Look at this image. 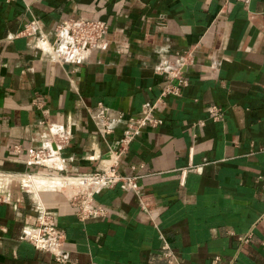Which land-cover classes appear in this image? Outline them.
<instances>
[{
    "label": "crops",
    "instance_id": "1",
    "mask_svg": "<svg viewBox=\"0 0 264 264\" xmlns=\"http://www.w3.org/2000/svg\"><path fill=\"white\" fill-rule=\"evenodd\" d=\"M68 18L104 21L106 46L60 63L19 34L35 21L51 37ZM180 64L186 85L160 70ZM168 84L179 94L162 96ZM159 98L162 124L119 158L135 188H101L104 214L81 220L51 181L107 165L124 121L102 137L101 109L127 119ZM61 131L58 156L27 162V148L56 149ZM25 173L37 188L21 185ZM263 177L264 0H0V264H167L164 241L180 264H264ZM41 206L65 262L23 237Z\"/></svg>",
    "mask_w": 264,
    "mask_h": 264
},
{
    "label": "built area",
    "instance_id": "2",
    "mask_svg": "<svg viewBox=\"0 0 264 264\" xmlns=\"http://www.w3.org/2000/svg\"><path fill=\"white\" fill-rule=\"evenodd\" d=\"M34 22H32L31 25ZM31 25H25L19 34L32 36L40 48L49 51L56 61L60 63L82 61L89 51L102 49L106 46L105 35L107 32V24L101 20L65 19L55 27L51 37L45 33L35 32ZM180 66L181 64L174 68L162 67L160 70L166 74L169 80L179 78V84L186 85L187 81L180 78ZM178 86L179 85L168 84L162 96L168 93L178 95ZM161 104H163V99L159 98L152 103L144 105L136 116L128 117L127 119H124L121 113H118L115 118H111L106 114V109H101L99 111L97 121L95 122L98 132L102 137L112 132L111 121H124V129L120 138L108 147L106 156L103 158V160L112 158V162L106 166L102 165V167L96 171L76 174L78 176L60 173L64 177H73L77 179L76 182L72 184L75 190L72 194L68 195H64L60 190H55V192L63 194L75 207L76 214L81 220L104 214L103 209L93 204V195L101 188L110 187L118 182L130 189L135 188V184L133 183L134 177H126L118 172L117 167L119 165V158L125 152L128 144L139 134L143 127H156L162 124V119L156 115L159 111V105ZM209 113L215 120L220 119L222 116L221 109L215 106L209 107ZM51 139L55 141L56 149L52 148L51 143L40 148L29 147L26 149L27 162L44 166L43 162L47 157L58 156L60 145L66 143H63V141L68 139L67 134L63 132L62 135H56V137L52 135ZM21 149L22 147L19 145L13 147V150L16 152H20ZM52 151H54V153ZM56 172H60L59 169H57ZM31 175L33 174H23L20 179L21 185L28 188L23 183V178H29ZM261 182L264 190V177L261 179ZM37 220L38 224L26 230L23 237L29 241L35 249L50 253L58 262H65L61 254L64 234L62 230L57 227L53 213L46 211L44 207L41 206V212ZM161 254L167 264H180L175 253L165 241L161 246ZM211 264L224 263L220 261L219 257H215L212 259Z\"/></svg>",
    "mask_w": 264,
    "mask_h": 264
},
{
    "label": "bare ground",
    "instance_id": "3",
    "mask_svg": "<svg viewBox=\"0 0 264 264\" xmlns=\"http://www.w3.org/2000/svg\"><path fill=\"white\" fill-rule=\"evenodd\" d=\"M47 158H48V157H47ZM112 160H113L112 158H109V159H108V163H107V165H109V163H111ZM31 177H32V176H30L29 178H26V179H25V183H27L28 185L33 183V185L37 188V182H36V181H33V180L31 179ZM76 180H77V179H75V178H73V177L55 176V178H54V182L51 181V186H54V187L56 186V187H60V188H65V189H67L68 192H69V190H70V186H72V184H73L74 182H76ZM33 185H32V186H33Z\"/></svg>",
    "mask_w": 264,
    "mask_h": 264
},
{
    "label": "rangeland",
    "instance_id": "4",
    "mask_svg": "<svg viewBox=\"0 0 264 264\" xmlns=\"http://www.w3.org/2000/svg\"><path fill=\"white\" fill-rule=\"evenodd\" d=\"M69 137V134H67V138ZM68 139H66L65 141H63V143L64 142H66ZM65 144V143H64ZM50 174H52V173H50ZM72 175V174H71ZM73 175H75V176H78V175H76V174H73ZM47 176H50L49 175V173H48V175ZM27 189H29V188H27ZM64 195H68V194H72V192L75 190L74 189V187H72V186H70V190H69V192H68V190L67 189H65V188H62V189H59Z\"/></svg>",
    "mask_w": 264,
    "mask_h": 264
}]
</instances>
